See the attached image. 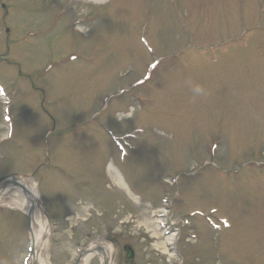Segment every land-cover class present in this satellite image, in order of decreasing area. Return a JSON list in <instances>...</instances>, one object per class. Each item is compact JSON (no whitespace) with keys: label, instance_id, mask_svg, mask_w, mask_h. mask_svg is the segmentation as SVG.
<instances>
[{"label":"rangeland","instance_id":"1","mask_svg":"<svg viewBox=\"0 0 264 264\" xmlns=\"http://www.w3.org/2000/svg\"><path fill=\"white\" fill-rule=\"evenodd\" d=\"M35 1L0 0V85L17 92L7 142L0 103V176L39 169L33 179L56 216L51 264H74L98 237L115 264L126 244L135 264H264V167L251 164L264 160L262 0ZM138 123L146 132L119 149L111 134ZM166 191V222L178 219L170 227L182 233L163 253L128 215L140 203L160 209ZM11 209L0 202V264H23L28 220Z\"/></svg>","mask_w":264,"mask_h":264},{"label":"bare ground","instance_id":"2","mask_svg":"<svg viewBox=\"0 0 264 264\" xmlns=\"http://www.w3.org/2000/svg\"><path fill=\"white\" fill-rule=\"evenodd\" d=\"M116 173L112 172L111 176L118 185H123L122 178L116 168ZM21 186L14 188H9V190H0V202L7 204L12 208L21 209L24 213L31 216L32 222V247L34 254L30 257V264H51L50 259L46 253V247L48 239L51 233V226L49 224L48 218L44 213V208L41 204V197L37 190V185L33 180H28L22 178L20 181ZM11 185H7V188ZM6 188V189H7ZM10 195V200H6V197ZM9 203H6V202ZM142 213L138 217L129 215L128 218L133 222L134 218L139 224L143 223L147 226L152 234L153 239L157 242L158 247H162L163 252L166 253L168 250L165 249V245L171 243L174 240L175 234H167L161 227L162 218L165 217L166 209H156L148 208L142 206ZM133 219V220H132ZM160 219V220H158ZM169 231V227L166 228ZM164 245V246H163ZM87 254L84 256L81 264H90L91 260L98 257L101 262L107 261L108 264L114 263V252L115 249L113 245L103 238H96L91 240L86 247Z\"/></svg>","mask_w":264,"mask_h":264},{"label":"water","instance_id":"3","mask_svg":"<svg viewBox=\"0 0 264 264\" xmlns=\"http://www.w3.org/2000/svg\"><path fill=\"white\" fill-rule=\"evenodd\" d=\"M2 180H3V179H0V182H1ZM127 249L129 250L128 247H127ZM132 256H133L132 250H129L128 257H132Z\"/></svg>","mask_w":264,"mask_h":264},{"label":"snow or ice","instance_id":"4","mask_svg":"<svg viewBox=\"0 0 264 264\" xmlns=\"http://www.w3.org/2000/svg\"><path fill=\"white\" fill-rule=\"evenodd\" d=\"M156 65H153V67L155 68Z\"/></svg>","mask_w":264,"mask_h":264}]
</instances>
